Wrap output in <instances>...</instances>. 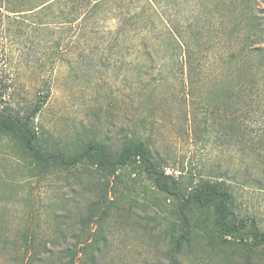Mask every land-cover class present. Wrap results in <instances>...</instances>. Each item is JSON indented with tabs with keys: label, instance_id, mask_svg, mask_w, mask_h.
Here are the masks:
<instances>
[{
	"label": "rangeland",
	"instance_id": "obj_1",
	"mask_svg": "<svg viewBox=\"0 0 264 264\" xmlns=\"http://www.w3.org/2000/svg\"><path fill=\"white\" fill-rule=\"evenodd\" d=\"M260 3L264 11V0ZM3 17L0 78L10 81L21 74L16 106L23 108L45 92L41 79L33 75L40 54L28 37L16 34L15 21ZM108 24L116 26L115 21ZM134 40V34L123 38L121 50L111 59L109 53L87 49L88 57L82 56L77 68L60 62L54 72H47L46 79L52 78L50 97L35 124L48 148L74 151L92 139L119 151L126 140L147 139L160 168L174 174L185 192L229 168L240 175L245 167L258 166V157L242 158L239 145L229 143L225 105L215 95L220 90L211 91L205 102L187 104L176 84L182 76L179 59L168 60L165 68L166 74L176 73L170 84L159 83L144 92V80H150L152 70L145 73L142 67L148 62L146 55L127 51ZM160 59L159 64L166 60ZM99 60H108L107 65L90 67ZM117 173L105 177L84 163L42 173L15 139L0 137V264H66L67 249L91 242L99 248L95 264H169L166 252L177 201L144 173L130 168ZM238 175L233 181L236 211L264 228V187L244 185ZM96 201L101 207L92 211ZM107 207L101 220L99 213ZM251 240L245 230L222 236L208 224V231L183 249L180 264H264V245L255 246ZM83 259L79 253L76 261Z\"/></svg>",
	"mask_w": 264,
	"mask_h": 264
},
{
	"label": "trees",
	"instance_id": "obj_2",
	"mask_svg": "<svg viewBox=\"0 0 264 264\" xmlns=\"http://www.w3.org/2000/svg\"><path fill=\"white\" fill-rule=\"evenodd\" d=\"M260 1L0 0V21L3 16L15 21L16 34L28 37L40 54L34 61L33 75L41 79L45 89L19 108L21 74L10 81L0 78V137L15 139L42 173L69 170L83 163L102 171L105 177L118 176L123 168L144 173L159 191L177 201L166 252L169 264H180L183 249L208 231V224L222 236H237L245 230L253 245H264V228L255 218H242L236 211L233 181L238 174L234 169L212 175L211 180L201 179L185 192L174 174L160 168L147 139L126 140L119 151L107 142L92 139L80 143L74 151H56L48 148L47 139L35 124L50 97L52 78L48 75L46 79L47 72H54L60 62L77 68L81 57H88L87 49L109 53L111 59L121 50L123 38L134 34L137 40L126 49L137 56L146 55L144 72L152 70L150 80H144V92L159 83L170 84L169 78L176 73L164 72L171 59L180 60L182 76L176 84L183 89L190 107L197 101L205 102L211 91L220 90L215 95L225 105L229 143L239 145L242 158L254 155L257 161L258 157V166H247L238 175L241 183L264 187V11ZM108 21H115L116 26H109ZM160 58L165 62L159 64ZM107 61L99 60L90 67H104ZM100 207L96 201L91 210ZM108 209L99 213L101 220ZM175 223L180 228L177 235ZM92 243L82 245L80 250L67 249L66 264H95L99 248ZM79 253L84 257L82 263L76 261Z\"/></svg>",
	"mask_w": 264,
	"mask_h": 264
}]
</instances>
